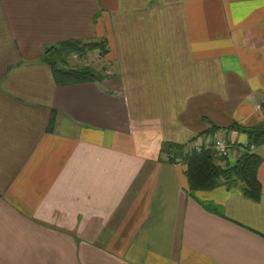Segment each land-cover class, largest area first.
<instances>
[{
	"label": "crops",
	"instance_id": "0c3cea01",
	"mask_svg": "<svg viewBox=\"0 0 264 264\" xmlns=\"http://www.w3.org/2000/svg\"><path fill=\"white\" fill-rule=\"evenodd\" d=\"M72 39L112 74L55 85L43 47ZM260 123L264 0H0V264H264V144L257 202L190 197L182 161L219 135L231 166L226 128Z\"/></svg>",
	"mask_w": 264,
	"mask_h": 264
},
{
	"label": "trees",
	"instance_id": "16d2710c",
	"mask_svg": "<svg viewBox=\"0 0 264 264\" xmlns=\"http://www.w3.org/2000/svg\"><path fill=\"white\" fill-rule=\"evenodd\" d=\"M97 51L102 57L107 53L105 41L84 42L77 39L65 40L42 50L39 61L45 64L51 74L52 80L57 86L75 85L82 83H100L105 77L102 71H95L88 66L71 67L67 65L65 58L73 55L82 58L84 54ZM53 113L51 112L48 122V129L51 128ZM218 130L211 126L199 135L212 136ZM226 130H235L246 135L244 151L238 154L237 159L231 166H221L219 161L225 158L214 156L210 145L200 147L197 151L191 148L182 158L185 165L184 177L187 185V193L190 197L196 192H205L214 189L221 179V184L230 189L240 185V194L243 198L257 202L260 197V185L256 179V170L261 162L259 155L251 151L264 144V123H260L251 128H244L232 124ZM210 144V143H208ZM183 145L165 144L162 151L168 153L171 148L180 149ZM218 161V164L216 163ZM200 203V202H199ZM203 207L208 205L200 203Z\"/></svg>",
	"mask_w": 264,
	"mask_h": 264
},
{
	"label": "rangeland",
	"instance_id": "374dc122",
	"mask_svg": "<svg viewBox=\"0 0 264 264\" xmlns=\"http://www.w3.org/2000/svg\"><path fill=\"white\" fill-rule=\"evenodd\" d=\"M116 33L118 34V30H117V21H116ZM84 42H88V41H84ZM50 45H46L44 47H47ZM43 47V49H44ZM97 55H99V53L97 51H93V52H89L87 54H84V56L82 58H77L76 56L70 55L67 56L65 58V61L67 62L68 66L71 67H82V66H88L92 69H94L95 71H102L105 75H111L112 70H110L111 72H109L107 74L108 67H107V63H104V61L100 60ZM102 69V70H101ZM105 71V72H104ZM216 163L218 164V161L216 160ZM221 179H218V182H220Z\"/></svg>",
	"mask_w": 264,
	"mask_h": 264
},
{
	"label": "built area",
	"instance_id": "2783aa9c",
	"mask_svg": "<svg viewBox=\"0 0 264 264\" xmlns=\"http://www.w3.org/2000/svg\"><path fill=\"white\" fill-rule=\"evenodd\" d=\"M206 144L210 145L209 147H211L214 156L217 158H226L229 154V147L230 146L219 135H216L215 138L210 142V144H208V143L198 144V145L194 146V149L198 151L200 149V147L207 146ZM250 149L252 151L253 148L250 147ZM240 152H241V150L238 153H240Z\"/></svg>",
	"mask_w": 264,
	"mask_h": 264
}]
</instances>
